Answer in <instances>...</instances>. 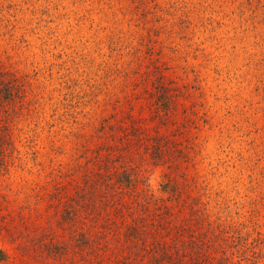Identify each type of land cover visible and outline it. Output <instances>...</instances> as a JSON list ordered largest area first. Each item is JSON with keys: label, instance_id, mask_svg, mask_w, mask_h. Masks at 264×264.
Wrapping results in <instances>:
<instances>
[{"label": "rangeland", "instance_id": "374dc122", "mask_svg": "<svg viewBox=\"0 0 264 264\" xmlns=\"http://www.w3.org/2000/svg\"><path fill=\"white\" fill-rule=\"evenodd\" d=\"M0 138V247L29 264L70 244L72 204L78 231L91 210L122 227L124 199H157L170 231L248 226L264 201V0H0Z\"/></svg>", "mask_w": 264, "mask_h": 264}, {"label": "trees", "instance_id": "16d2710c", "mask_svg": "<svg viewBox=\"0 0 264 264\" xmlns=\"http://www.w3.org/2000/svg\"><path fill=\"white\" fill-rule=\"evenodd\" d=\"M11 94V86L6 87L4 96L9 101ZM3 140L5 141L4 138ZM3 140L0 138L2 160L6 149ZM150 151L151 155L163 160V154L155 147H151ZM111 173L112 185L115 187L111 186L113 191L116 190L125 198L136 184L134 176L126 165L113 168ZM171 183L172 180L168 178L160 186L164 192L167 189L170 191L171 187L173 197L176 190L175 185L170 186ZM108 200L109 198H104V201ZM153 200H150L153 203L149 201L146 206L137 205V202L134 211L130 210L125 199L120 200V207L124 211L121 219L125 220L122 227L104 226L98 213L93 215L91 210L92 214L89 212L83 217L80 231L73 227L80 220L78 210H74L73 204L64 207L59 222L69 227L70 244H39L32 255L35 257L32 264L35 261L38 264H264V201L249 205L254 215L250 216L248 226L234 229L227 221L203 217L204 220L196 218L199 226H196L194 232L191 227L184 228L183 225L181 229L176 228L174 231H170L169 226L165 228L167 224L172 226L171 221L161 219L171 217L172 213L167 207L159 206L157 211H161V216H151L150 208L158 204L157 199ZM108 203L110 205L109 201ZM110 223L112 221L106 225ZM120 230H123L127 244L114 246L111 242L120 239ZM0 264L29 263L21 257H12L0 247Z\"/></svg>", "mask_w": 264, "mask_h": 264}]
</instances>
